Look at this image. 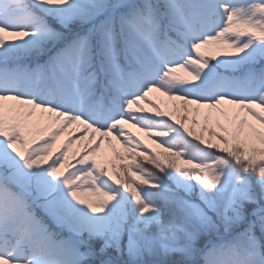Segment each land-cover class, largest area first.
<instances>
[{
    "label": "snow or ice",
    "instance_id": "snow-or-ice-1",
    "mask_svg": "<svg viewBox=\"0 0 264 264\" xmlns=\"http://www.w3.org/2000/svg\"><path fill=\"white\" fill-rule=\"evenodd\" d=\"M0 264H264V0H0Z\"/></svg>",
    "mask_w": 264,
    "mask_h": 264
},
{
    "label": "rangeland",
    "instance_id": "rangeland-1",
    "mask_svg": "<svg viewBox=\"0 0 264 264\" xmlns=\"http://www.w3.org/2000/svg\"><path fill=\"white\" fill-rule=\"evenodd\" d=\"M206 51L208 52L209 55H214L217 59H220V58H223L226 54L232 53L235 50L233 48H231L228 44L214 43L212 45H209L208 49ZM150 99L152 101H154L155 103H158L163 110H167L169 108L171 109L174 105L180 103L179 101L172 100L169 97L164 96L161 92H155V91L150 94ZM141 105L142 106H150L148 101H141ZM193 115H194V113H193ZM202 126H203V121H201L200 125H197L194 127V131L199 134L202 131ZM129 127H130L131 132L135 133V135L138 138H142V139L145 138V136H144L145 134L143 132H141L138 128L131 127V126H129ZM189 127H193L192 123H190ZM91 135H92V133H91V131H89L86 135V138L77 144V147L79 148V150H83V148L87 144L88 137H90ZM98 135L99 134H97V136ZM204 135H205V138H208V136H209L208 133H205ZM62 137H64L65 139H68L69 133H65V135ZM112 146H114L116 151L123 153L122 152L123 147L121 145V142L119 140L115 139V137H113ZM112 146H110L108 141L106 140L104 142L102 152L100 154H98V156L104 157V156L108 155V156H111V159H116L117 163L121 162L123 159L121 160V159L116 158L115 153L112 150Z\"/></svg>",
    "mask_w": 264,
    "mask_h": 264
},
{
    "label": "trees",
    "instance_id": "trees-1",
    "mask_svg": "<svg viewBox=\"0 0 264 264\" xmlns=\"http://www.w3.org/2000/svg\"><path fill=\"white\" fill-rule=\"evenodd\" d=\"M157 105H159L158 103H156ZM160 106V105H159ZM143 107H145V108H149V110H150V114L154 111V110H152L151 109V107L150 106H143ZM161 108V107H160ZM162 109V108H161ZM163 110V109H162ZM163 111H165V112H167V113H169L170 115H172V116H174L175 118H180V116L183 114L182 113V111L181 112H177V111H175L174 110V108L172 107L171 109L169 108V109H167V110H163ZM190 123H191V121H189V124H188V126L190 125ZM142 132V131H141ZM144 133V132H143ZM145 135V138L144 139H142V138H139L142 142H143V144L144 145H146L147 146V149L148 150H150L151 152H160V153H163V148H160L159 146H158V142H156V141H154V139L153 138H150V137H148L147 135H146V133H144ZM191 139V138H190ZM66 139L64 138V137H61V141L59 142L60 144H62L64 141H65ZM122 145V144H121ZM123 147V146H122ZM123 149V148H122ZM82 150H79V148L77 147V144H75L74 146H73V148H72V150H71V152L69 153V159H70V161L71 162H74V157H76L77 156V154L78 153H80ZM138 151H142V150H138ZM122 152H124V149H123V151ZM102 160L103 159H111V156H104V157H100ZM132 161L129 159V158H127L126 156L124 157V159L121 161V162H118V164H128V163H131ZM138 162H143V163H145V166L146 167H148L149 168V170H155L154 169V165H152V164H149V163H147V162H145V161H143V157L142 156H140V157H138ZM111 166L109 165V168H110ZM155 171H158V170H155Z\"/></svg>",
    "mask_w": 264,
    "mask_h": 264
}]
</instances>
